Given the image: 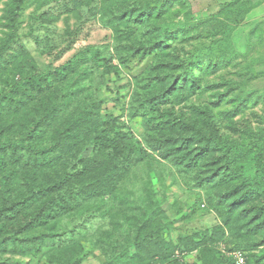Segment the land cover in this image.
<instances>
[{
  "label": "trees",
  "instance_id": "1",
  "mask_svg": "<svg viewBox=\"0 0 264 264\" xmlns=\"http://www.w3.org/2000/svg\"><path fill=\"white\" fill-rule=\"evenodd\" d=\"M27 1L7 3L0 68L18 37ZM185 4L184 0H100L102 24L111 29L112 44L89 46L45 71L23 59L16 61L0 92V264H12L3 255L33 256L42 251L54 258V264H79L86 255L82 251L77 256L72 250H83L81 240L110 219L124 232L99 238L102 247H113L104 253V264H235L224 250L225 256L217 257L216 246L227 240L228 232L236 236L229 252L241 250L248 260L256 240L250 234L264 227V129L259 134L242 131L246 140L256 138L248 147L246 140L230 138L232 134L205 130L196 119L211 125L214 116L226 121L227 130H235L234 117L245 114L253 102L254 94L244 95L250 81L245 71L253 67L241 68L243 82L235 83L240 89L231 99L236 87L206 77L234 59L210 55L212 46L205 44L233 32L253 4L233 0L210 17H196ZM173 14H183L184 22L171 21L177 16ZM188 38L203 41L205 54H179L177 41ZM147 58L156 64L145 75L140 68L132 79L136 87L132 102L138 106L130 118L124 121L105 113L102 95L113 78L121 80L134 70V62ZM173 58L175 65L170 62ZM169 81L177 90L178 103L206 90L219 91L226 84L227 89L217 91L216 102L195 108L196 119L153 120L146 110L170 99L165 94ZM224 103L235 108L214 112L211 107ZM139 117L149 132L143 140L128 125ZM152 175L162 184L161 193L155 190ZM167 178L175 183L182 178L187 186L199 189L220 224L211 232H178L172 241L176 222L190 219L192 213L186 216L178 208L173 220L167 217L163 209ZM60 222L68 227L52 234ZM194 251L197 262L176 257L177 252L188 256Z\"/></svg>",
  "mask_w": 264,
  "mask_h": 264
},
{
  "label": "rangeland",
  "instance_id": "2",
  "mask_svg": "<svg viewBox=\"0 0 264 264\" xmlns=\"http://www.w3.org/2000/svg\"><path fill=\"white\" fill-rule=\"evenodd\" d=\"M184 1L187 9L191 10L196 17H210L216 15L220 12L221 7L224 8V6L231 3L233 0ZM8 2H10V0H3L0 4V43L2 41L1 39L6 37L5 34L7 32L4 18ZM251 4L253 5H251L250 11L233 32L228 36H220L218 41L213 43H210L211 39L205 41V44H207L206 46H209V44L212 46V54L210 55H221L226 59H234L229 63L228 67H223L216 75L212 74L206 77L212 83H220L222 80H227L231 88L236 87L231 95V99L240 87L235 83L243 82V78L240 76L241 68L244 65L253 67L251 71H245L248 74L246 79L250 81H247L249 83L244 93V95L250 93L254 94L253 102L248 103L249 108H247L245 114H239L234 117L236 121L235 130H227V125L224 124L226 121L215 118L214 116H211V125H207L206 119L203 120L194 113L195 108L205 107L212 104V102H216L217 96L215 95L218 94V92H225L227 89L226 83L219 91L206 90L205 93L199 96H193L189 101L178 103L179 101L175 99L177 90H174L173 86L170 87L173 82L169 81L165 85V94L169 96L170 99L166 102L160 101L156 103L154 110H146L149 118L159 120L167 116L176 119H196L197 117L196 120L199 123H203V126H206L205 130L211 131V129L215 128L220 130V133L223 135L232 134L229 137L235 140L239 139V141L246 140V136L244 137L242 134L244 130L257 132L259 134V132L264 129V0H251ZM100 8V0H28L20 15L17 27L18 37L15 39L14 43L11 44L9 54L4 59L5 67L0 68V92L6 87L9 77H11L10 71L14 68L18 59H23V61L32 64L37 69L45 71L48 68L65 64L72 59L73 56L89 46L97 47L112 44V31L102 24L103 14ZM175 9H177V6L174 7L173 11ZM173 15L177 16H173L170 19L171 21L179 20L180 22H184L183 14ZM226 36L228 37L227 39L225 38ZM177 43L179 44L178 51L181 55L187 56L193 53L197 56H201L205 54L207 50V47L201 46V44L204 43L203 41L199 42L198 39L195 40L194 38L183 39L182 41H177ZM170 62L175 65L174 58L171 59ZM155 64L156 60L154 61L149 58L143 60V62L137 61V64L134 62V65H132L134 70L130 73H125L121 80L117 81L113 78V83L109 85L107 91L102 95L106 100L103 106L104 112L111 113L115 117H120L122 120L127 121L133 112V108H136V105L138 106L136 101L134 103L132 102L133 90L136 88L135 82L132 79L137 74V70H141L140 68L145 69L142 72V74L145 75ZM154 72L157 74L156 70H154ZM12 76H14V73ZM17 76L18 75H16V77ZM155 81L158 82V79L155 78ZM231 81H234V84L231 83ZM211 107L214 109V112H217L218 110H233L235 104L224 103L220 108ZM128 125L134 135L140 140L149 136L148 130L145 129L143 118L139 117L134 119L130 121ZM255 139L256 138L246 140L248 147L255 144ZM170 171L172 172V170H167L166 172L171 173ZM154 181L156 183L155 190L157 193H161L162 184L155 176ZM190 187L191 186L185 184L182 178H179L177 183L173 182L171 178H167L166 194L168 199L163 205L167 217L173 220L174 212L178 208L182 209L186 216L192 213V216L189 217L190 219L176 222L174 227L177 230L172 231L170 235L172 241L176 240L175 238L178 232L182 234H193L201 231L211 232L214 226L218 223L220 224L217 214L209 207V203L204 195L198 193L199 189L196 187ZM201 204H204L203 206L206 207L202 208ZM69 221L70 219L66 220L71 226ZM66 228L64 223L60 222L54 228L55 232L51 233L59 234ZM109 232L115 233L118 236L119 233L124 232V227L120 226L118 223H113L110 219L102 223L86 238L82 239L81 242H83V244L81 243V249L83 250H72L73 253H77V256L81 254L82 251L86 255L79 264L105 263L106 257L104 253L107 250L111 251L113 247H102L99 238H105V233ZM227 234V240H224V242L216 246L219 253L217 255L218 258L225 256L222 253L223 249L229 252V249L234 247V238L236 236L233 234L231 236L229 232ZM250 235H253L252 237H255L256 240H252L254 251L248 252L247 264H264V227L258 234ZM118 238H121V236ZM241 239L243 241L246 240L243 237ZM260 242H263V244L256 247L255 244ZM180 253L177 252L176 254L178 259L186 260L189 263L197 262L196 252L188 256H183V254ZM3 257L5 260L11 261L12 264H54L52 261L54 258L51 256V259L47 252L43 251L33 256L3 255ZM68 264L71 263L69 262ZM154 264L170 263L158 261Z\"/></svg>",
  "mask_w": 264,
  "mask_h": 264
},
{
  "label": "built area",
  "instance_id": "3",
  "mask_svg": "<svg viewBox=\"0 0 264 264\" xmlns=\"http://www.w3.org/2000/svg\"><path fill=\"white\" fill-rule=\"evenodd\" d=\"M223 250H224V253L233 257L235 264H246L247 259H246V255L243 251L234 250L231 252H227L226 249H223Z\"/></svg>",
  "mask_w": 264,
  "mask_h": 264
}]
</instances>
